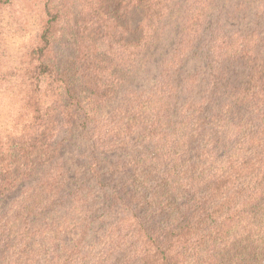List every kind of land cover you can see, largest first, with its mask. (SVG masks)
<instances>
[{"label": "trees", "instance_id": "trees-1", "mask_svg": "<svg viewBox=\"0 0 264 264\" xmlns=\"http://www.w3.org/2000/svg\"><path fill=\"white\" fill-rule=\"evenodd\" d=\"M32 1L36 33L0 65L25 117L0 132V264H264V0L247 30L187 0L154 82L121 91L179 0Z\"/></svg>", "mask_w": 264, "mask_h": 264}, {"label": "rangeland", "instance_id": "rangeland-1", "mask_svg": "<svg viewBox=\"0 0 264 264\" xmlns=\"http://www.w3.org/2000/svg\"><path fill=\"white\" fill-rule=\"evenodd\" d=\"M69 11L74 9V0H60ZM187 0H179L171 10L167 22L166 32L158 35L157 39L144 51L138 62L137 73H119L122 80L120 91L125 85L132 87H146L156 79L162 58L174 46L179 29V16ZM258 0H218L216 11L211 18H220L226 28L247 30L256 23L254 5ZM39 5L32 0H23L15 12L4 11L0 15V52L3 53L0 65L4 67L12 62L29 44L39 26ZM56 43L60 60L68 64L73 58L75 49L67 37ZM7 56V57H6ZM193 60L186 62L184 71L193 69ZM17 91L10 83L0 81V132L12 140L23 133V121L20 117ZM81 144L77 139L67 144L60 152L59 157L67 167L70 182L76 184L85 172L84 161L79 157ZM117 157V156H116ZM110 157V160L116 158ZM110 161V162H111ZM109 164V163H106Z\"/></svg>", "mask_w": 264, "mask_h": 264}]
</instances>
